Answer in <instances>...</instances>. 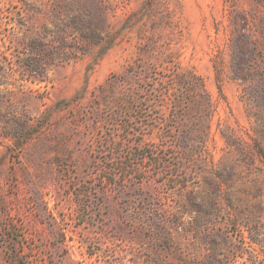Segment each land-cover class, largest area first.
Wrapping results in <instances>:
<instances>
[{"label":"rangeland","instance_id":"obj_1","mask_svg":"<svg viewBox=\"0 0 264 264\" xmlns=\"http://www.w3.org/2000/svg\"><path fill=\"white\" fill-rule=\"evenodd\" d=\"M0 264H264V0H0Z\"/></svg>","mask_w":264,"mask_h":264},{"label":"trees","instance_id":"obj_2","mask_svg":"<svg viewBox=\"0 0 264 264\" xmlns=\"http://www.w3.org/2000/svg\"><path fill=\"white\" fill-rule=\"evenodd\" d=\"M88 29H89V26L87 24H82L80 25L79 27H76L75 30L79 31L80 33V36L83 38V40H85L86 42L89 41V36H92V35H89L88 33ZM74 30V29H73ZM95 31L97 32H94L93 36L94 37H99V34L102 32V29L101 28H96ZM99 33V34H98ZM41 45H42V54L43 56L47 57L49 56L48 58H53V52L51 51V49H48V43L45 42L43 40V38H41ZM33 43L30 41L28 44H27V53H28V56L27 58L25 59V68H26V71L29 73V75H32V76H40V80H45L47 78V72H48V69H49V65L46 64V62H40V64H36L35 63V51L33 49ZM70 53H63L61 55H59V58H61V60H66L68 57H69Z\"/></svg>","mask_w":264,"mask_h":264}]
</instances>
